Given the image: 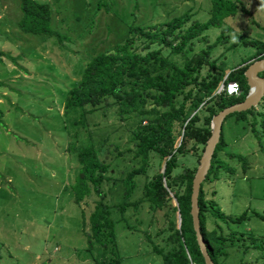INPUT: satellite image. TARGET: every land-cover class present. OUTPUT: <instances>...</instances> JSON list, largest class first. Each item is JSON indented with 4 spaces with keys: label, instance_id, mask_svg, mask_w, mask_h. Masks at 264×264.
<instances>
[{
    "label": "rangeland",
    "instance_id": "rangeland-1",
    "mask_svg": "<svg viewBox=\"0 0 264 264\" xmlns=\"http://www.w3.org/2000/svg\"><path fill=\"white\" fill-rule=\"evenodd\" d=\"M37 1L49 3L51 26L61 41L56 35L21 31L20 0H0V51L15 58L13 62L0 56V264H97L99 250L87 249L85 231H89L88 216L100 197L93 191L81 203L74 199L72 184L79 164L70 149L73 133L78 140L88 138L99 147L101 159L113 168L111 178L101 183L102 200L108 205L124 199V178L140 166L141 158L116 109L90 114L86 127L74 126L77 114H63L65 94L77 84L96 52L129 36L139 43L140 54L168 53L169 46L131 34L130 24L150 26L182 16L185 29L192 21L204 22L211 16L212 0ZM239 1L245 10L225 18L220 27L207 28L193 41L195 52L207 50L208 60L223 65L226 73L243 61L256 59V48L245 41L264 42V0ZM222 28L223 40L214 44ZM211 73L201 67L198 80ZM187 89H196L195 83ZM263 109L264 104L255 106L256 111ZM197 114L194 125L202 127L207 111L200 109ZM251 120L250 113L225 119V145L217 152L224 167L203 181L205 197H213L224 213L234 218L246 214L230 227L208 218L207 229L220 224L228 236L221 264H264V150ZM185 147L186 152L175 153L173 175L196 168L205 144L189 139ZM227 152L245 155L248 165L244 167ZM165 162L151 151L145 173L134 177V188L126 199L136 201V206L127 205L124 212L110 208L120 264H162L153 245L171 247L169 226L180 222L179 212L173 209L177 205L173 192L169 191L167 204L161 208L152 209L148 201L139 200L144 182L164 172Z\"/></svg>",
    "mask_w": 264,
    "mask_h": 264
},
{
    "label": "trees",
    "instance_id": "trees-1",
    "mask_svg": "<svg viewBox=\"0 0 264 264\" xmlns=\"http://www.w3.org/2000/svg\"><path fill=\"white\" fill-rule=\"evenodd\" d=\"M20 8L22 17L18 26L21 31L56 35L62 40L60 33L51 26L49 3L20 0ZM240 10L245 8L239 0H212L211 16L204 22L194 20L185 29H182V16L150 26L136 27L130 24L128 31L131 34L134 32L139 34V39L142 37L148 41L156 40L169 46L168 53L163 55L158 50H151L140 54L137 51L139 43L129 36L123 42H117L108 49L96 52L86 62L77 84L67 90L63 114L66 117H72V113L77 114L74 126L80 123L86 127L90 114L105 109H116L118 118L126 122L131 133L136 146L135 154L141 158L140 166L129 170L124 178V199L118 204L108 205L102 200L101 183L111 178L113 168L110 163L101 159L99 147H95L88 138L85 141L78 140L76 132L73 133L75 138L70 143V149L79 164L72 184L74 199L81 203L84 197L93 191L100 197L88 216L89 231H85L87 249L99 250L95 258L97 264H120V256L116 252L115 221L110 217V208L124 212L127 205L136 206V201L130 202L126 199L134 188V177L145 173L151 151L157 152L158 156L166 161L164 172H158L144 182L143 196L139 200L148 201L152 209L161 208L167 204L166 200L171 191L177 201L173 209L180 215L179 226H169L171 233L167 236V241H171V247L165 249L153 245V250L161 256L162 264H205L190 214L191 185L196 168H184L176 175L172 172L176 166L175 153L187 151L186 140L206 144L211 134L213 115L226 106L242 101L249 90L244 71L251 59L230 68V72L226 73L227 69L223 65L218 67L214 61L208 60L207 50L195 52L193 49L194 39L199 38L204 30L220 27L225 18ZM224 31L225 28H222L214 44L223 40ZM245 43L256 48L253 58L264 54L263 41L247 40ZM0 56H6L15 62V58L9 53L0 51ZM203 66L212 73L198 80ZM260 75L264 77V71ZM230 80L239 83L242 89L240 95H228L223 90L217 92L219 85ZM191 83H195L196 89L185 90ZM259 104H264V96ZM200 109L207 111V116L204 125L197 127L194 122L199 118L197 112ZM247 113L252 115V130L264 150V109L256 111L255 107H251L232 114L244 117ZM177 125L179 130H176ZM224 145L221 131L207 178L210 175L215 177L218 168L224 167L225 162L217 157V152L222 150ZM227 155L237 158L244 167L248 165L243 154L227 152ZM203 183L198 195L200 232L211 259L215 264H221L219 258L226 255L228 236L222 232L220 224H217L216 228L207 229V220L212 217L216 223L218 220L230 227L231 224L243 221L246 214L242 213L234 218L224 213L213 197H205ZM97 244L101 247L96 246Z\"/></svg>",
    "mask_w": 264,
    "mask_h": 264
},
{
    "label": "water",
    "instance_id": "water-1",
    "mask_svg": "<svg viewBox=\"0 0 264 264\" xmlns=\"http://www.w3.org/2000/svg\"><path fill=\"white\" fill-rule=\"evenodd\" d=\"M262 71H264V54L253 60L244 71V75L249 85V90L245 98L240 102L224 107L215 115H213L211 119V134L206 141L205 147L199 158V164L196 167L195 173L192 178L190 195V214L192 217V225L195 231L196 240L199 245L205 264L215 263L207 252L203 235L200 232L198 206V195L200 191V186L210 168L211 159L216 144L220 139L222 124L225 118L234 112L245 111L251 107L257 106L261 101L262 97L264 96V77L260 75Z\"/></svg>",
    "mask_w": 264,
    "mask_h": 264
},
{
    "label": "built area",
    "instance_id": "built-area-1",
    "mask_svg": "<svg viewBox=\"0 0 264 264\" xmlns=\"http://www.w3.org/2000/svg\"><path fill=\"white\" fill-rule=\"evenodd\" d=\"M221 90L225 91V93L228 95H235V96L240 95L242 92V89L239 83L235 80H230V81L222 83L219 91Z\"/></svg>",
    "mask_w": 264,
    "mask_h": 264
}]
</instances>
